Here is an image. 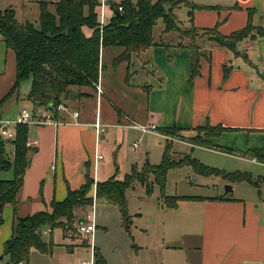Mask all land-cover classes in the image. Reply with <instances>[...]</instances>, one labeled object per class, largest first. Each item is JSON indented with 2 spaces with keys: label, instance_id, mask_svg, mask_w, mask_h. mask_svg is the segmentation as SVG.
I'll list each match as a JSON object with an SVG mask.
<instances>
[{
  "label": "crops",
  "instance_id": "obj_1",
  "mask_svg": "<svg viewBox=\"0 0 264 264\" xmlns=\"http://www.w3.org/2000/svg\"><path fill=\"white\" fill-rule=\"evenodd\" d=\"M56 1L58 0H8L3 3L0 0V10L11 7L16 20L25 23L29 21H22L17 17L18 7L33 6L39 18L40 2H48V9L53 11V3ZM188 1L200 7H214L194 10L191 20L187 14L188 28L191 25L196 28L217 26L220 34L228 35L245 26L250 9L253 10L252 24L264 27V0ZM181 4L186 5L188 13L187 4ZM97 11L96 5L99 23ZM113 14V10L107 13V19ZM82 30L86 36L92 33V29L86 26ZM197 38L208 39L203 34ZM0 41H3L1 34ZM208 42L213 45L209 44L210 49L203 50L208 55L201 57L199 73L193 78L190 77V51L186 54L174 43L160 42L161 48L164 44L172 47L169 49L168 59L171 63L160 67L162 71L159 70L157 74V91H153L146 83L136 86L143 97L140 111L118 105L116 94L120 92L104 85L99 72L95 88L98 86L100 93L91 87L74 88V98L64 102L68 108L58 112V116L54 118L56 122L34 125L31 132L29 125L32 124H27L26 145L30 150L27 152L28 167L17 194V215L22 217L49 209L52 199L61 201L68 188L81 186L86 174L94 180L90 191L93 196L96 182L111 177L121 180L131 172L132 167L136 166L138 170L144 167V164L139 166L137 161L129 158L123 147L129 137V129H137L135 118L142 125L151 122L157 127L176 125L184 128L181 131L185 133L182 134L185 137L191 136L195 131L194 127L198 125H221L226 129L220 135L207 139L213 146L193 147H201L219 155L222 170L248 174L257 183L227 179L231 183V193L224 191L214 195H168L181 197L174 207L164 205L160 198L155 211L159 227L152 240L147 239L148 232L144 228L138 229L139 241L134 242L133 247L140 253L130 258L131 264H159V260L160 264H164V258H193L192 264H264V182L261 181L264 179V161L246 155V151L253 149L264 152V36L246 37L239 41L237 54L212 41ZM187 44L183 47L188 48ZM194 44L202 46L196 41ZM104 51L105 48L100 51V65L105 66ZM143 52L133 54L129 65L131 75L127 80L128 65L121 63L117 67L125 70L123 82L126 86L135 88L129 81L137 70H131V67L134 66L133 59H140ZM144 64L142 62V67ZM149 66L152 68L151 72L156 74L153 65ZM225 67L230 68L226 76ZM13 81L0 90V101L10 90ZM170 88L172 90L169 93ZM130 95L133 97L136 94ZM159 95L162 103L157 101ZM18 97L17 89L0 103V119L17 118L20 112L12 119L4 114L12 108ZM154 109L165 110V113L162 111L155 118ZM72 111H78L77 118ZM96 120L107 126L105 133L98 139L91 126ZM12 126L14 127L8 130L15 136L16 125ZM14 136L1 138L5 143H11ZM178 142L191 145L187 141ZM97 154H101L102 158H98ZM139 156L138 151L135 158L138 159ZM12 157L13 152L11 158H7L12 160ZM8 170L13 172L12 168ZM13 176L10 177L7 170L0 171V179L8 180ZM97 200L100 199L96 198L95 204ZM105 202L110 203L106 199ZM13 216L11 203L0 208V251L4 250V243L11 236ZM129 216L130 224L126 230L130 232L132 216ZM99 227L105 229V226L96 223L95 231ZM47 230L53 231L49 228ZM83 244L88 245L89 240L84 239ZM94 250L98 251L100 262L108 264V258L97 244L94 245ZM173 253L179 254L175 257ZM123 263L128 264L127 259ZM185 263L191 264V260H186Z\"/></svg>",
  "mask_w": 264,
  "mask_h": 264
},
{
  "label": "trees",
  "instance_id": "obj_2",
  "mask_svg": "<svg viewBox=\"0 0 264 264\" xmlns=\"http://www.w3.org/2000/svg\"><path fill=\"white\" fill-rule=\"evenodd\" d=\"M183 2L187 4L189 20L192 19L196 9L214 8L200 7L188 0H119L118 2L110 0L108 4L114 14L101 27L95 12L97 0H58L53 3V11L48 9V2H40L38 26L31 22H18L11 7L0 10V34L6 47L12 50L15 57L14 81L0 103L17 91L22 80L30 78L31 86L27 98L33 108H47L50 105L53 117L56 118L59 114L56 110L57 105L69 100L70 92L74 88L95 89L99 72L106 68L100 65V51L112 46L121 48V51L112 59L111 66L117 69L121 63H126L128 65L127 80L131 75L129 65L133 54H139L153 45H162L152 39V28L158 18H162L165 31L177 32L180 39L177 46H185L183 43L185 38L190 42L186 46L190 51V77L192 78L199 73L201 57L208 55L199 45L194 44L199 35L203 34L209 41L235 54H237L239 41L246 37L264 36V27L255 26L251 22L252 9L248 10L245 26L228 35L220 34L217 26L196 28L191 25L190 28L181 29L172 11ZM119 4L122 5V11L117 9ZM84 26L92 29L90 36L84 34L82 30ZM229 70L228 67L224 68V76ZM156 129L166 137L161 162L158 165L151 166L145 163L140 170L134 166L131 172L125 174L121 180L111 177L95 184L96 198L106 199L118 207L126 229L130 224L126 188L138 181L146 187V192L149 194L152 190L148 181L149 173L154 175L155 182L163 186L165 174L169 168L187 163L198 174H214L230 181L244 180L257 183L252 181L248 174L226 172L210 167L187 154L184 155V161L171 159L173 139L182 137L180 131L184 128L171 125L158 126ZM194 129L197 133L187 138L188 143L191 146L210 147L213 144H210L200 133L203 132L209 138L220 135L226 128L206 123ZM27 134V124H16L15 136L11 140L12 160L5 157V141L0 136V171L12 168L14 174L12 179H0V208L7 203L13 205L11 236L5 241L3 250L4 254L9 256L11 264L27 260L32 248L41 252L50 251L52 243L44 241L38 232L44 228L52 231L59 227L64 233L69 234L76 227L75 224L85 220L77 218L75 209L92 204L90 191L94 180L86 174L85 182L81 186L75 189L68 188L65 198L61 201L52 199L49 209L22 217L17 215V194L22 187L24 173L28 167L27 152L30 147L26 145ZM246 155L264 161V152L261 150H248ZM261 181L264 182V179ZM160 198L164 205L174 207L181 197L161 193ZM94 258L95 264L103 263L100 262V255L95 250Z\"/></svg>",
  "mask_w": 264,
  "mask_h": 264
},
{
  "label": "rangeland",
  "instance_id": "obj_3",
  "mask_svg": "<svg viewBox=\"0 0 264 264\" xmlns=\"http://www.w3.org/2000/svg\"><path fill=\"white\" fill-rule=\"evenodd\" d=\"M6 1L8 0H1L3 3ZM118 1L119 0H113V2ZM167 9L168 8L166 7V10ZM105 10L106 13L111 12L112 9L109 4L106 6ZM16 11L17 17H19L22 21L28 20L35 26L39 25L37 18L38 15L33 6L23 8L18 7ZM172 12L175 15L176 22L181 29H187L188 20L186 5L180 4L175 7ZM105 20H108L107 16L105 17ZM152 39L157 43L163 41L166 44L174 43L176 46L177 42L180 40L178 39L177 32L164 30V22L162 18H158L156 24L152 28ZM195 41L196 43L202 45V50H209V44L213 45L208 42V39L204 38H197ZM183 43L187 44L188 40L186 38L183 39ZM166 44H164L163 48L160 47L162 45H153L140 54V59H133L134 66L131 67V70H137V72L135 71L129 83L134 85L135 88L124 84V69H113L111 67L112 59L121 51V48L115 46L105 48L104 64L106 68L100 72V80L104 83V85L110 86L113 89L116 88L120 92V94H116V103L118 105L125 109L135 108L137 111H140L139 108L143 106V97L136 86H141L146 83L151 87V89H153V91L158 90L159 79L157 74L159 73V70L162 71L160 67L163 66V64L168 65L171 63L168 59L170 56L169 49H172V47L166 46ZM175 49L177 50V48ZM178 49L183 50L186 54L189 53V49L187 47H180ZM172 55L174 54L172 53ZM102 57L103 56L101 54V63H103ZM142 62H145L144 67H142ZM150 64L153 65L154 70L156 69V72L154 71L156 74L151 72L152 68L149 66ZM14 75V55L12 51L7 49L5 43L0 41V90L7 85L8 82L11 84L14 79ZM30 81L31 79L27 78L20 82L18 87L19 97L12 108L4 114L5 117L12 119L21 110L31 109L32 103L27 99V94L31 84ZM94 90L96 91L97 88ZM171 90L172 89L170 88L168 92L170 93ZM130 93H135L136 95L132 97ZM122 97H124V99ZM157 101L162 103L160 95L157 97ZM70 102L72 103V101ZM171 103L174 104L173 102ZM162 111L165 113V110L154 109L153 112H156L155 118L158 117V113L161 115V113H163ZM134 124L137 125V129H129V137L123 144L128 157L137 161L139 166L145 163L151 166L158 165L161 162L164 145L166 143L165 138L157 132V129L156 131L143 130L141 128L142 123L137 118H135ZM12 127L14 126L10 124L8 129ZM34 128V125H29L30 132L34 130ZM196 133L197 131L195 130L191 136H195ZM180 134L182 135L185 133L180 131ZM200 135L205 139H209L203 134V132H201ZM187 138L188 137L182 136L180 138L173 139V141H177L172 142L173 148L170 153L171 159L184 161V155L187 154L207 166L218 168L220 170L223 169L222 166H220L221 160L219 155H215L214 153H211V151L201 147H193L191 145L178 142L187 141ZM133 143H136L137 147H134ZM4 149L6 156L10 159L13 152L12 144L5 143ZM138 151L140 152V156L138 158L139 160L135 158ZM120 171V173H122V168H120ZM7 172H9L10 177L13 176L12 170H7ZM148 181L150 182V187L152 188L149 194L146 192V187L138 181H135L133 185L126 188L125 195L127 200V211L132 216L130 232L126 230L121 213L116 205L105 202V199L97 200L95 204V225L96 223L102 224L105 226V229L99 227L94 232L92 244L93 246L97 244L100 247L106 258H108V264H124V259H127L128 264L132 263L130 258H133V256L140 253L136 252L133 247V243H137L139 241L140 235L137 232L138 229L144 228L148 232L147 239L152 240L159 227V220L156 219L155 211L157 210V203L158 200H160L161 193L164 195H214L216 193H223L225 191V187L231 185L230 181L220 175L212 174L205 176L198 174L194 171L192 166L187 163L181 166L169 168L166 171L163 186L154 181V175L152 173H149ZM231 192L232 191L228 193ZM75 212L77 213V218L89 220L90 218H87V216L92 212L91 205L84 208H76ZM131 235L134 236V238H132ZM42 237L44 241L52 243L51 250L41 252L32 248L28 259L24 260L25 264H81V261L90 260L92 257V248L88 246L91 239L88 245L83 244L84 239L86 241L88 240L86 237L77 232L76 227H74L69 234L64 233L59 227L54 228L52 232H49L47 228H45L43 230ZM173 254L176 257L179 253ZM186 260H191V264L193 262V258H164V264H187L185 263ZM0 264H11L9 256L3 255V251H0Z\"/></svg>",
  "mask_w": 264,
  "mask_h": 264
},
{
  "label": "built area",
  "instance_id": "obj_4",
  "mask_svg": "<svg viewBox=\"0 0 264 264\" xmlns=\"http://www.w3.org/2000/svg\"><path fill=\"white\" fill-rule=\"evenodd\" d=\"M98 4H97V14H98V19H99V25L100 27L103 25L104 21H105V16H106V6L108 5V1L110 0H97ZM117 9L119 11H122V5L119 4V6L117 7ZM97 91L100 93L101 90L98 86H96ZM68 106L64 103H61L59 105H57L56 110L57 111H61V110H67ZM72 114L75 118L78 117L79 113L78 111H72ZM52 122H56L54 120L52 111L48 110L47 108H31V109H23L20 111V113H18L17 118L13 121H9V120H4V119H0V136L1 137H6V138H11L14 136L13 132H11L10 130H8L7 125H9L10 123L16 125V124H32L35 126L38 125H44V124H50ZM92 128L95 131L96 134V138H100V136L105 133L106 131V125L102 124L99 121H95L91 124ZM156 124L155 123H148L147 125H142L141 128L143 130H156ZM134 146L136 147V143H134ZM98 158H102L101 154H97ZM95 200H96V196H95V189H94V194L92 196V204H91V214H89L87 216V218L89 217L90 219H85L84 221L78 223L76 225L77 228V232L79 234H81L82 236L88 238V240L91 242L89 244L90 248H92V257L90 260H83L81 261V264H94L95 262V258H94V246L92 244V240H93V235L95 232ZM17 264H24L23 261L18 262Z\"/></svg>",
  "mask_w": 264,
  "mask_h": 264
},
{
  "label": "water",
  "instance_id": "obj_5",
  "mask_svg": "<svg viewBox=\"0 0 264 264\" xmlns=\"http://www.w3.org/2000/svg\"><path fill=\"white\" fill-rule=\"evenodd\" d=\"M74 95H75L74 92L71 91V92H70V96H69V98H70V99H73V98H74ZM47 109L50 110V111L52 110V108H51L50 105L47 107ZM231 189H232V187H231L230 185H228V186L225 187V192H228V191H230ZM38 234L41 235V234H42V231H39Z\"/></svg>",
  "mask_w": 264,
  "mask_h": 264
}]
</instances>
